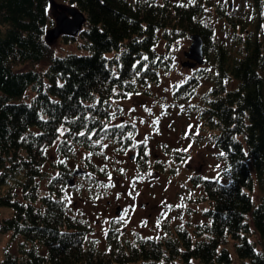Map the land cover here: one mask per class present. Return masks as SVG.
Instances as JSON below:
<instances>
[{
	"label": "trees",
	"instance_id": "trees-1",
	"mask_svg": "<svg viewBox=\"0 0 264 264\" xmlns=\"http://www.w3.org/2000/svg\"><path fill=\"white\" fill-rule=\"evenodd\" d=\"M64 2L79 7L85 21L76 35H61L64 42L76 41L78 49L58 53L44 38L54 23L49 0H0V205L12 211L0 218V231H11L23 241L19 254L7 253L0 264H264L260 19L256 30L242 37L236 28H244L245 22L231 16L228 1ZM251 4L258 13L264 0ZM210 7L232 28L238 49L215 39ZM193 32L202 36L204 58L216 69L210 98L198 111L205 126L215 131L226 180L198 178L208 208L193 235L179 229L162 239L129 242L118 237L113 225L99 248L88 225L71 215L61 200L69 169L60 165L47 193L39 190L46 149L56 140L57 150L65 155L75 147L97 152L105 143L118 151V146L128 147L131 125L108 124L113 99L156 80L159 68L168 67L165 55L155 48L159 38L169 46ZM40 61L44 67L16 68ZM228 77L235 79V87H225ZM196 83V78L183 82L177 96H190ZM86 166L87 174L96 171L94 165Z\"/></svg>",
	"mask_w": 264,
	"mask_h": 264
},
{
	"label": "rangeland",
	"instance_id": "rangeland-1",
	"mask_svg": "<svg viewBox=\"0 0 264 264\" xmlns=\"http://www.w3.org/2000/svg\"><path fill=\"white\" fill-rule=\"evenodd\" d=\"M209 1H228L231 16L241 17L245 22L244 28H236L242 37L256 30L254 24L259 18L258 32L264 38V5L257 13L251 0ZM207 13L215 39L224 41L232 50L238 49L240 45L232 38V28L215 16L213 7ZM51 43L58 53L78 49L76 41L64 42L61 35ZM189 43V35L175 39L169 46L165 39L159 38L155 48L165 55L168 67L159 68L156 80L139 85L137 91L125 97L113 99L108 124L131 125L128 147L118 146V151L116 146L105 143L97 152L75 147L65 155L57 150L56 140L46 149L44 177L37 179L44 194L52 177L59 174L60 165L69 172L75 167L87 169L86 163L95 166L96 171L76 176L73 186L65 184L60 191L66 209L88 225L89 235L99 248L104 247L108 228L113 225L118 237L129 242L134 238L162 239L173 236L179 229L192 234L195 226L205 220L203 211L208 208L198 178L226 180L221 176L225 163L213 140L215 131L205 126L198 111L210 98L216 69L211 59L194 65L181 64ZM28 67H44V62L16 66ZM189 78L197 80L192 94L187 98L177 96L179 86ZM224 83L226 88L236 86L232 77ZM14 191L16 198L21 199L19 190ZM116 206L121 208L118 215ZM11 212V208L0 205V218L11 216ZM20 243H23L20 236L0 231V262L7 253L19 254Z\"/></svg>",
	"mask_w": 264,
	"mask_h": 264
},
{
	"label": "water",
	"instance_id": "water-1",
	"mask_svg": "<svg viewBox=\"0 0 264 264\" xmlns=\"http://www.w3.org/2000/svg\"><path fill=\"white\" fill-rule=\"evenodd\" d=\"M49 5L53 9L54 23L45 31L44 38L47 42L54 41L59 35L69 34L76 35L84 21L85 13L74 4L62 3L57 0H49ZM190 43L188 48L184 50L186 59L182 61L183 65H194L196 62L202 63L205 61L203 57V38L197 33L189 34ZM132 158V155L130 156ZM86 174V171L80 167H76L71 171V176L67 178L69 185L73 183L75 175ZM120 207L116 208L115 213L120 214Z\"/></svg>",
	"mask_w": 264,
	"mask_h": 264
},
{
	"label": "snow or ice",
	"instance_id": "snow-or-ice-1",
	"mask_svg": "<svg viewBox=\"0 0 264 264\" xmlns=\"http://www.w3.org/2000/svg\"><path fill=\"white\" fill-rule=\"evenodd\" d=\"M145 59H147V57H145ZM133 127H134V125H133ZM80 135H84V133H80ZM145 143H146V139H145ZM147 154V153H146ZM121 171H123V170H121ZM109 179H111V177L109 176Z\"/></svg>",
	"mask_w": 264,
	"mask_h": 264
},
{
	"label": "flooded vegetation",
	"instance_id": "flooded-vegetation-1",
	"mask_svg": "<svg viewBox=\"0 0 264 264\" xmlns=\"http://www.w3.org/2000/svg\"><path fill=\"white\" fill-rule=\"evenodd\" d=\"M73 185H74V182H73ZM109 229V228H108Z\"/></svg>",
	"mask_w": 264,
	"mask_h": 264
}]
</instances>
